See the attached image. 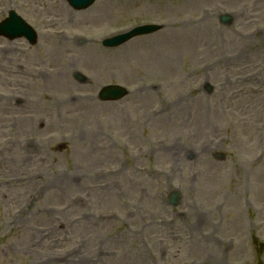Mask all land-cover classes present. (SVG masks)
<instances>
[{
    "label": "rangeland",
    "instance_id": "rangeland-1",
    "mask_svg": "<svg viewBox=\"0 0 264 264\" xmlns=\"http://www.w3.org/2000/svg\"><path fill=\"white\" fill-rule=\"evenodd\" d=\"M20 7L51 38L0 43V69L19 53L0 88V264H264V0H97L66 24ZM142 24L162 29L101 46ZM107 85L129 93L101 101Z\"/></svg>",
    "mask_w": 264,
    "mask_h": 264
},
{
    "label": "water",
    "instance_id": "water-1",
    "mask_svg": "<svg viewBox=\"0 0 264 264\" xmlns=\"http://www.w3.org/2000/svg\"><path fill=\"white\" fill-rule=\"evenodd\" d=\"M91 2H87L85 4H82L81 6H78L79 8L82 7H86L88 5H90ZM228 19V18H227ZM226 18H221L222 22L224 23H228ZM17 29L20 28L21 31L17 32V35H25L27 36V38L31 41L34 42V33L32 31H30V34H26V30L28 29L24 24L22 25L21 23H18L16 25ZM159 27L158 26H144V27H139L134 29L133 31L121 35L119 37L113 38L111 40H108L105 42L106 45H115V44H120L125 42L126 40H128L130 37L135 36V35H139V34H146V33H150L152 31L157 30ZM30 29V28H29ZM79 79H82V77L79 76ZM126 94V91L119 87V86H108L102 89L99 97L100 99L103 100H117L120 99L121 97H123ZM177 200V195L176 194H172V199H171V203L175 204Z\"/></svg>",
    "mask_w": 264,
    "mask_h": 264
},
{
    "label": "flooded vegetation",
    "instance_id": "flooded-vegetation-1",
    "mask_svg": "<svg viewBox=\"0 0 264 264\" xmlns=\"http://www.w3.org/2000/svg\"><path fill=\"white\" fill-rule=\"evenodd\" d=\"M28 5L31 7H34L36 9V11L39 13V15H41L42 17H44L45 15H50L52 14L51 11H46L45 8H41V4L38 3L36 0H26ZM21 2L22 0H0V20L4 19L7 15L8 12L10 11H21ZM35 5H39V8L37 9L35 7ZM1 39L8 41L7 39H5L4 37H0ZM15 50V49H14ZM14 50L8 51L4 53V59L2 58V60L4 61L3 64V69L2 71H0V88H6L9 87L13 84V81H17V80H13L11 77L15 76L16 74H12L13 70H5V66H6V62L8 59H13V58H17V56H19V53L17 54ZM9 71V72H8ZM8 72V73H7ZM17 103L21 104L20 99L16 100Z\"/></svg>",
    "mask_w": 264,
    "mask_h": 264
},
{
    "label": "bare ground",
    "instance_id": "bare-ground-1",
    "mask_svg": "<svg viewBox=\"0 0 264 264\" xmlns=\"http://www.w3.org/2000/svg\"><path fill=\"white\" fill-rule=\"evenodd\" d=\"M58 83H59V75L57 74V76L55 77V80H54V84L53 85H58ZM177 156H178V154L177 153H175ZM217 203H218V201H217ZM215 204L216 206L214 207V210H216L217 209V211L218 212H220V211H222L223 210V208H224V206H223V208L222 207H220V211H219V206H218V204ZM218 254H221V252L219 251V249H215L214 250V260H213V264H217L218 262L217 261H215V258L216 259H218L219 260V257H217V255ZM215 261V262H214ZM79 264H80V262H79ZM82 264H90V261L88 260V259H84L83 261H82Z\"/></svg>",
    "mask_w": 264,
    "mask_h": 264
}]
</instances>
